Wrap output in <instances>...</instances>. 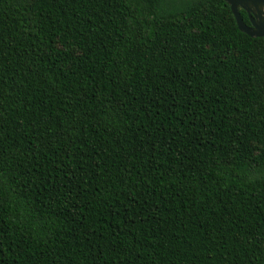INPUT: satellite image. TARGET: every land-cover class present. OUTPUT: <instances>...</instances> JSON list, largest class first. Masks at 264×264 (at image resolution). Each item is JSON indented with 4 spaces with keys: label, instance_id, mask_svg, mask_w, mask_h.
Returning <instances> with one entry per match:
<instances>
[{
    "label": "trees",
    "instance_id": "trees-1",
    "mask_svg": "<svg viewBox=\"0 0 264 264\" xmlns=\"http://www.w3.org/2000/svg\"><path fill=\"white\" fill-rule=\"evenodd\" d=\"M0 264H264V38L223 0H0Z\"/></svg>",
    "mask_w": 264,
    "mask_h": 264
},
{
    "label": "water",
    "instance_id": "water-1",
    "mask_svg": "<svg viewBox=\"0 0 264 264\" xmlns=\"http://www.w3.org/2000/svg\"><path fill=\"white\" fill-rule=\"evenodd\" d=\"M229 7L237 29L249 37L264 38V0H223ZM238 10L245 12L248 25L241 20Z\"/></svg>",
    "mask_w": 264,
    "mask_h": 264
}]
</instances>
